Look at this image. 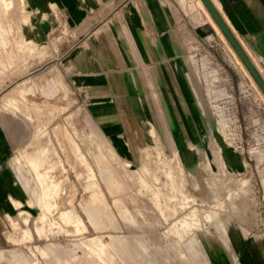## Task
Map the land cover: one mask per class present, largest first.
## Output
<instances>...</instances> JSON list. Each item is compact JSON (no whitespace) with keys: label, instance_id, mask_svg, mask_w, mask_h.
I'll list each match as a JSON object with an SVG mask.
<instances>
[{"label":"rangeland","instance_id":"obj_1","mask_svg":"<svg viewBox=\"0 0 264 264\" xmlns=\"http://www.w3.org/2000/svg\"><path fill=\"white\" fill-rule=\"evenodd\" d=\"M176 2L202 25L197 0ZM21 9L0 4L19 79L0 83V264H242L235 242L264 246V95L218 31L106 97L22 43Z\"/></svg>","mask_w":264,"mask_h":264},{"label":"crops","instance_id":"obj_2","mask_svg":"<svg viewBox=\"0 0 264 264\" xmlns=\"http://www.w3.org/2000/svg\"><path fill=\"white\" fill-rule=\"evenodd\" d=\"M211 1L264 79V0ZM0 4L5 10L21 6L20 19L13 16V30L22 43L32 44L36 51L55 49L66 57L77 80L85 79L106 97H124L127 85L134 86L133 68L182 66L190 39L201 44L210 34L218 35L203 8L196 4L194 9L202 23L198 26L176 0H0ZM10 67V62L0 64V83L19 80ZM34 67L21 78L30 77ZM101 83L106 86L101 88ZM131 91L137 92L134 87ZM13 95L11 90L0 91V99ZM5 156L0 142V161ZM4 178L0 171V200ZM263 248L261 243L232 246L242 264H264ZM229 262L234 264L230 255Z\"/></svg>","mask_w":264,"mask_h":264},{"label":"water","instance_id":"obj_3","mask_svg":"<svg viewBox=\"0 0 264 264\" xmlns=\"http://www.w3.org/2000/svg\"><path fill=\"white\" fill-rule=\"evenodd\" d=\"M202 2L209 11L214 21L216 22V24L218 25V27L221 29L224 36L227 38V40L229 41V43L237 53V55L239 56V58L244 63V65L246 66V68L248 69V71L256 81V83L258 84L259 88L264 93V79L258 72L257 68L255 67L249 56L243 50L239 41L237 40L231 29L228 27V25L226 24V22L224 21V19L216 9V7L214 6L213 2L211 0H202Z\"/></svg>","mask_w":264,"mask_h":264},{"label":"bare ground","instance_id":"obj_4","mask_svg":"<svg viewBox=\"0 0 264 264\" xmlns=\"http://www.w3.org/2000/svg\"><path fill=\"white\" fill-rule=\"evenodd\" d=\"M198 4L202 6V8L204 9V11L206 12L207 16L210 18V20H212L214 26H216L218 32L223 36V38L227 41V43L229 44L230 48L232 49V51L234 52V54L237 56V58H239V56L237 55V53L235 52V50L233 49V47L231 46V44L229 43V41L227 40V38L224 36V34L222 33L221 29L218 27V25L216 24V22L214 21V19L212 18V16L210 15L209 11L207 10V8L205 7V5L203 4L202 0H197ZM239 60L241 61V63L243 64V66L245 67V69L247 70V72L250 75L251 80L257 85V87L259 88L258 84L256 83V81L254 80V78L252 77V75L250 74V72L248 71V69L246 68V66L244 65V63L242 62V60L239 58ZM259 90L262 92V90L259 88ZM262 94L264 95V93L262 92ZM135 176V175H134ZM137 177V175L135 176ZM143 180V179H142ZM46 194V193H45ZM75 221L77 220L80 223V220L75 217Z\"/></svg>","mask_w":264,"mask_h":264}]
</instances>
